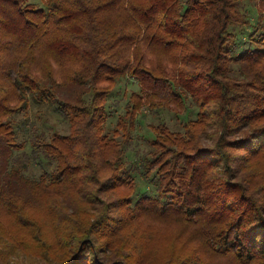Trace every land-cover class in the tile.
I'll list each match as a JSON object with an SVG mask.
<instances>
[{"label":"trees","instance_id":"16d2710c","mask_svg":"<svg viewBox=\"0 0 264 264\" xmlns=\"http://www.w3.org/2000/svg\"><path fill=\"white\" fill-rule=\"evenodd\" d=\"M261 3L263 9L256 5L252 24L239 0H46V8L0 0V33L8 32L12 40L0 38V50L13 59L6 70L11 89L0 81V200L11 183H29L33 194L37 186L70 187L79 177L72 188L88 208L102 207L93 220L105 222L111 236L125 221L111 223L114 205L104 203L99 194L113 184H99L96 165L113 172L116 186L129 183L133 191L132 173L137 171L156 192L133 199L131 191L120 197L116 206L129 216L192 222L218 251L239 262L264 264V179L257 181L231 166L229 152L248 143L252 155L264 150V0ZM115 9L120 10L117 26L110 20ZM142 45L167 59L171 69L160 68V60L151 65ZM34 48L42 50L44 61H62L69 70L58 79L50 68L46 76L32 74ZM234 62L239 78L232 74ZM122 76L135 79L139 91H131L123 116L117 117L114 130L123 139L114 141L101 134L112 88L99 82L116 83ZM9 94V100L21 104L8 106ZM30 96L52 105L70 128L65 134L54 130L46 139L32 121H22L33 132L27 157L39 165L44 158L52 165L38 180L22 174L24 165L16 156L9 167L14 150L23 152L25 142L9 118L1 119L28 108ZM187 99L197 111L184 123V134L165 123L151 125L155 136L147 140L150 149L138 160L124 159L123 144L130 141L144 107L184 112ZM86 172L88 179L82 177ZM94 234L88 229L67 234L69 251L55 264H136L122 243L112 250L113 239L101 242Z\"/></svg>","mask_w":264,"mask_h":264},{"label":"rangeland","instance_id":"374dc122","mask_svg":"<svg viewBox=\"0 0 264 264\" xmlns=\"http://www.w3.org/2000/svg\"><path fill=\"white\" fill-rule=\"evenodd\" d=\"M21 1L25 5L46 8V0ZM239 1L241 9L247 11L249 21L254 24L257 16L256 5L263 9L261 0H256V2L254 0ZM119 11L115 9L111 14L110 20L115 22L114 26H117V22L120 21ZM0 38L5 40L4 42L11 40L8 32L0 33ZM239 42L237 40V43ZM23 43L27 42H20V44ZM14 47L13 42L10 44V48ZM141 47L145 57L152 61L151 65L154 66L160 60V68L171 69L172 66L167 59H161L160 56L151 53L144 45ZM19 50L23 55L24 48L19 47ZM41 51L34 48L31 53L33 54L31 58L32 74L39 77L46 76L48 74L46 69L50 68L53 76L58 79L60 72L64 73L69 70L66 65H62L64 63L62 61H56L49 57L44 61ZM11 64L13 65L11 56L0 50V81L4 83L5 89H11L8 85L9 77L6 71L7 66ZM232 68V74L238 78L241 77L238 73V63L234 62ZM111 82L109 80L99 82V84L111 85L112 88L106 102L108 118L101 128V134L114 141H119L123 139V136L121 132L117 133L114 130L117 117L120 114L123 116L129 95L131 91H139V84L135 79L126 76L119 77L116 83ZM60 93L65 95L66 92L60 91ZM141 94L143 96V93ZM11 95L7 96L8 106L13 108L21 104L22 100H9ZM190 101L186 100L187 108L184 112L161 107L151 111L144 107L136 116L134 128L130 130L132 136L130 141L123 144L124 159L138 160L150 149L147 140L155 136L154 127L152 128L151 125L165 123L171 131L184 134V123L194 118L197 111V106ZM124 116L126 118V115ZM8 118L17 130L18 139L25 142L23 152L19 149L14 150L8 160V165L10 167L13 164L12 157L16 156L24 165L23 169L21 168L22 174L30 179L38 180L42 171L50 170L52 165L46 164L44 158L39 165L27 157L30 152V137L33 136V132L29 127L25 128L22 121H32L37 126L38 133L46 139L51 137L54 130L64 134L68 133L69 123L52 105L37 102L31 96L28 108L25 110H19L12 116H1L2 120ZM112 136L114 139L111 138ZM178 136L180 135L178 134ZM249 147L251 146L248 143L245 146L230 149V165L241 169L246 175L257 181L264 179V150L252 155L249 153ZM96 167L98 168L96 175L99 184L101 185L103 182L113 184L109 188H104V193L99 194L104 203L114 205L113 210L110 211V215H114L111 223L119 226L116 222L118 220L119 222L125 221V225L122 228L121 226L114 227L115 232L113 233L112 230L111 236L106 234L110 228L106 226L105 222L93 220L96 215L98 217L100 211L102 212V207L98 209L91 205L88 208V205L80 201V192L72 188L73 185L78 184L79 177L74 178L75 182L70 187L64 183H55V186H45L40 189L37 186L38 188L34 187L36 193L33 194L29 183H11L10 188H7L5 199L0 200V264H55L67 256L70 248L67 234L86 229L91 232L93 230L98 241L113 239V243L110 244L112 250L118 248L119 243H122L124 250L129 249L132 257H135L136 264H263L261 260L259 262H239L218 251L212 243L209 244L207 239L201 236L197 224L192 222L186 223L181 219L173 220L165 217L157 219L153 216L137 218L129 216V211H126L124 207L116 206L120 197L133 191V189H129V183H127L128 187L116 186L114 174L108 167L102 168L99 165ZM87 175L88 172L84 173L82 177L88 179ZM132 175V184L135 187L132 192L133 199L144 192L151 194L156 192V186L145 181L137 171ZM46 185H51V183H46ZM70 213L72 215L69 217L60 216Z\"/></svg>","mask_w":264,"mask_h":264}]
</instances>
